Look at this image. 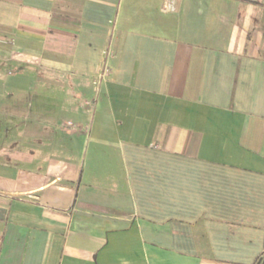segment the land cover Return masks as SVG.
Masks as SVG:
<instances>
[{"label": "crops", "instance_id": "1", "mask_svg": "<svg viewBox=\"0 0 264 264\" xmlns=\"http://www.w3.org/2000/svg\"><path fill=\"white\" fill-rule=\"evenodd\" d=\"M264 0H0V264H255Z\"/></svg>", "mask_w": 264, "mask_h": 264}, {"label": "rangeland", "instance_id": "2", "mask_svg": "<svg viewBox=\"0 0 264 264\" xmlns=\"http://www.w3.org/2000/svg\"><path fill=\"white\" fill-rule=\"evenodd\" d=\"M263 257H264V251H263V253L261 254L259 260H258L255 264H261Z\"/></svg>", "mask_w": 264, "mask_h": 264}, {"label": "trees", "instance_id": "3", "mask_svg": "<svg viewBox=\"0 0 264 264\" xmlns=\"http://www.w3.org/2000/svg\"><path fill=\"white\" fill-rule=\"evenodd\" d=\"M259 258H260V257H259ZM259 258L257 259V261L259 260ZM257 261H256V262H257ZM261 264H264V257H263V259H262Z\"/></svg>", "mask_w": 264, "mask_h": 264}]
</instances>
